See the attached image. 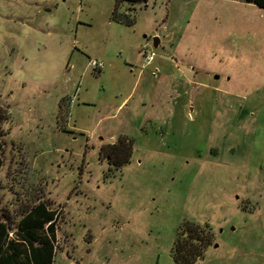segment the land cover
<instances>
[{
    "label": "rangeland",
    "instance_id": "374dc122",
    "mask_svg": "<svg viewBox=\"0 0 264 264\" xmlns=\"http://www.w3.org/2000/svg\"><path fill=\"white\" fill-rule=\"evenodd\" d=\"M115 7L0 0L1 208L52 201L53 264H177L185 222L213 233L196 264H264V9ZM121 136L116 170L100 147Z\"/></svg>",
    "mask_w": 264,
    "mask_h": 264
},
{
    "label": "trees",
    "instance_id": "16d2710c",
    "mask_svg": "<svg viewBox=\"0 0 264 264\" xmlns=\"http://www.w3.org/2000/svg\"><path fill=\"white\" fill-rule=\"evenodd\" d=\"M148 1L116 0L112 17L116 22L132 25L134 21L118 11L119 3L146 5ZM240 1L264 9V0ZM4 117L5 114L0 112V119ZM132 145L133 141L129 137L121 136L115 143L102 144L100 156L108 159L110 165L119 170L130 161ZM3 153L4 142L0 137V171L4 165ZM58 213L59 209L54 208L48 199L24 202L16 217L10 216L0 206V264H53L57 252ZM212 242L213 233L208 225L185 222L178 230L172 257L177 264H196Z\"/></svg>",
    "mask_w": 264,
    "mask_h": 264
},
{
    "label": "built area",
    "instance_id": "2783aa9c",
    "mask_svg": "<svg viewBox=\"0 0 264 264\" xmlns=\"http://www.w3.org/2000/svg\"><path fill=\"white\" fill-rule=\"evenodd\" d=\"M142 50H143L144 56H145V64L148 65L153 60L155 54L153 52H151V53L148 52V48L146 46H144V48ZM89 66H91V67H93V68H95L97 70H102L103 69V63L95 61V60H90L89 61ZM71 101H73V100H71Z\"/></svg>",
    "mask_w": 264,
    "mask_h": 264
},
{
    "label": "water",
    "instance_id": "95a60500",
    "mask_svg": "<svg viewBox=\"0 0 264 264\" xmlns=\"http://www.w3.org/2000/svg\"><path fill=\"white\" fill-rule=\"evenodd\" d=\"M158 45H159V39L158 38H155L154 46L155 47H158Z\"/></svg>",
    "mask_w": 264,
    "mask_h": 264
},
{
    "label": "crops",
    "instance_id": "0c3cea01",
    "mask_svg": "<svg viewBox=\"0 0 264 264\" xmlns=\"http://www.w3.org/2000/svg\"><path fill=\"white\" fill-rule=\"evenodd\" d=\"M129 7V5H125V10H126V8H128Z\"/></svg>",
    "mask_w": 264,
    "mask_h": 264
}]
</instances>
